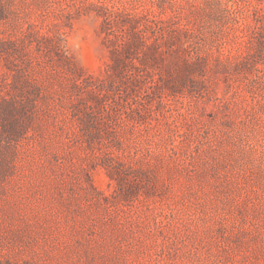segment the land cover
Here are the masks:
<instances>
[{
  "label": "rangeland",
  "instance_id": "374dc122",
  "mask_svg": "<svg viewBox=\"0 0 264 264\" xmlns=\"http://www.w3.org/2000/svg\"><path fill=\"white\" fill-rule=\"evenodd\" d=\"M0 264H264V0H0Z\"/></svg>",
  "mask_w": 264,
  "mask_h": 264
}]
</instances>
